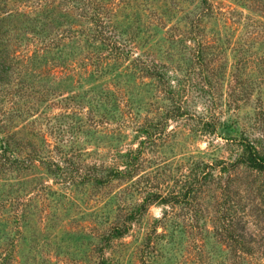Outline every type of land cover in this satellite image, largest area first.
Wrapping results in <instances>:
<instances>
[{
    "label": "rangeland",
    "instance_id": "obj_1",
    "mask_svg": "<svg viewBox=\"0 0 264 264\" xmlns=\"http://www.w3.org/2000/svg\"><path fill=\"white\" fill-rule=\"evenodd\" d=\"M96 1L110 38L164 72L185 115L167 119L168 81L104 44L110 71L81 69L95 42L71 38L87 27L71 2L0 0V144L17 146L26 166L0 171V249L19 237L14 264H98L101 234L155 192L172 202L150 205L113 243L114 264H264V245L262 257L235 261L223 230L233 182L249 233L264 244V193L249 186L264 185V174L222 169L241 153L240 133L264 154V0ZM81 44L84 52L72 48ZM199 116L218 131H205ZM140 146L131 180L68 184L125 168L124 154ZM36 153L59 169L32 165Z\"/></svg>",
    "mask_w": 264,
    "mask_h": 264
},
{
    "label": "trees",
    "instance_id": "obj_2",
    "mask_svg": "<svg viewBox=\"0 0 264 264\" xmlns=\"http://www.w3.org/2000/svg\"><path fill=\"white\" fill-rule=\"evenodd\" d=\"M66 3L71 2L73 7L78 9L76 12V17L80 19H84L87 22L86 28L78 29L72 28L70 31L71 38L75 39L77 35L83 33L86 35L85 41L87 43L95 42L93 45L86 46L88 52V62H82L80 64V68L85 72H89V74H94L95 71L99 68L102 73H108L109 66L104 67L102 63L103 53L102 44L107 47V49L114 54L115 56H121L125 60H130L137 68H139L143 73H145L149 77H153L158 80L161 85H165V81H168L170 88H165V92L170 98V100L175 105L174 108L170 109L167 114V119H172L176 117H181L185 115L183 111V106L181 102V94L178 88L174 89V86L171 84L170 80L166 79V75L157 67L149 66L146 64L142 58H138L137 56H133L131 50H127L125 47H121V43L116 39H111L108 30L103 29L102 22L104 21L105 13L102 14L100 11L102 5L97 3L96 0H62ZM71 15V14H70ZM98 44L99 46H96ZM77 47V49L84 52V47L81 45H74L72 48ZM105 49V48H104ZM106 52V51H105ZM102 53V54H101ZM93 57V59H91ZM106 59H110L109 56H105ZM117 63V62H115ZM120 65V63H119ZM3 64L0 62V77L3 74H6V70L3 69ZM113 67H117L113 66ZM77 69L73 68L75 72ZM79 71H81L79 69ZM101 73V74H102ZM5 78H1L0 83L4 82ZM2 81V82H1ZM199 124L202 125V128L205 131H209L210 133H215L218 131V123L213 119H207L205 116H199ZM3 132L1 130V122H0V133ZM146 134L150 136V132L146 130ZM238 145L241 148V153L228 164L222 167L224 172L231 173L237 172L240 168H245L249 172L253 171L258 174H264V154L260 152L257 146L243 133H240V137L236 138ZM144 141L141 143L143 145ZM0 171L5 172L20 170L21 166H24L22 159H20V154L17 152V146L15 148L11 147L10 142H5L4 138L2 139V143L0 144ZM142 146L137 149L130 150L126 152L125 155V168H109L108 170L101 171L99 174H91L86 173L83 175H72L68 184L70 187L75 188L80 184H90L94 183L98 186H109L115 180L120 179H129L131 180L134 177V173L136 172L137 166L136 162L141 155ZM32 165L36 162H41L46 165L48 172L53 173L58 168L59 164H54V162L44 160L39 154H33L30 158L27 159ZM25 162V161H24ZM75 166V165H74ZM26 167V166H24ZM79 169V168H77ZM75 171V170H74ZM136 175V173H135ZM233 179H231L232 182ZM256 182V181H255ZM233 183V182H232ZM232 183H228L227 188L225 189V195H227V210L224 219L226 221V225L223 228L225 231V237L228 241V245L231 249V256L237 262L239 260H246L247 258H260L262 257V252L260 247L264 244L261 243V239H257L253 235L249 233V220L248 217L251 214H248L245 210L246 203L242 202L241 196L238 190H233ZM230 184V185H229ZM251 193L252 194H263L264 193V185L256 186V184L252 183ZM250 190V188H248ZM247 190V194L248 193ZM201 192L202 189L198 190ZM124 193H127L124 191ZM196 193V192H195ZM172 202L171 199L167 197H163L162 194H158L155 192H150L146 197L142 199L139 204H137L133 209H131L125 216L124 219L117 224L110 226L108 230L101 234V243L99 246V254L100 260L98 264H114L113 258L108 257L106 255L107 250L110 249L113 243L119 239L126 237L132 228L133 222L137 221L140 218V215L143 214L150 205L154 203H160L162 205H169ZM20 223V221H18ZM19 237L9 238L7 242H2L0 249V264H14L15 258V250L18 246ZM264 251V250H263ZM241 261V262H243ZM239 263V262H238ZM244 263V262H243Z\"/></svg>",
    "mask_w": 264,
    "mask_h": 264
}]
</instances>
